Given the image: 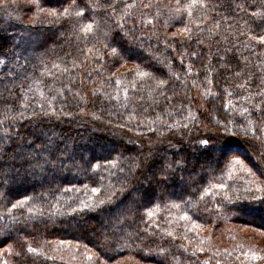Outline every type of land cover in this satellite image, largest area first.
Returning <instances> with one entry per match:
<instances>
[{"label":"trees","instance_id":"1","mask_svg":"<svg viewBox=\"0 0 264 264\" xmlns=\"http://www.w3.org/2000/svg\"><path fill=\"white\" fill-rule=\"evenodd\" d=\"M262 36L264 0H0L12 264H204L193 221L264 230Z\"/></svg>","mask_w":264,"mask_h":264},{"label":"rangeland","instance_id":"2","mask_svg":"<svg viewBox=\"0 0 264 264\" xmlns=\"http://www.w3.org/2000/svg\"><path fill=\"white\" fill-rule=\"evenodd\" d=\"M30 18L31 16H28L27 21L30 20ZM128 67L131 66L127 65L125 70L122 68L120 70L127 72L129 70ZM198 104V106L202 108V99L199 100ZM212 133H216V131L214 130ZM242 156L245 157L246 154H242ZM256 161L257 160L254 159L252 162L256 163ZM177 217L182 223L189 222L187 217L179 213H177ZM211 222L205 221L198 227L195 225L197 223L194 221L192 222L194 229L198 233L199 231L206 233L203 240V247L196 248L195 250L194 247L187 244L185 248H187L190 253L193 252L194 254H198V257L204 262V264H264V232H259V230H264L259 229L258 226L239 224V222H228L227 224ZM254 222L255 224H261L258 220H255ZM152 223L158 228L157 219H154ZM204 226H208V228H205ZM217 226L218 228H216ZM51 242H53L51 243L52 249H59L62 251L67 250L69 252V254L60 256L59 260L63 263L68 261L73 264H141L137 263L131 257H123L114 263H108L101 260L99 257H96V254L93 251L89 249L88 251L87 248L81 247L79 244H64L57 240ZM12 247L13 246L10 245V242L0 246V264H12L11 258L12 255H14ZM81 257L85 260L81 259ZM7 258H10V262Z\"/></svg>","mask_w":264,"mask_h":264},{"label":"snow or ice","instance_id":"3","mask_svg":"<svg viewBox=\"0 0 264 264\" xmlns=\"http://www.w3.org/2000/svg\"><path fill=\"white\" fill-rule=\"evenodd\" d=\"M91 27H92L91 25H88V26H87V28H88L89 30H91ZM259 39H260L262 42H264V36L259 37ZM140 75H144V73H140ZM159 83L163 84L164 82H163V81H160ZM203 143L206 144L207 141H203ZM97 191H98V189H96V188H93V189H92V192H94V193L97 192ZM13 207H16V205H13ZM149 215H151V213H149Z\"/></svg>","mask_w":264,"mask_h":264}]
</instances>
